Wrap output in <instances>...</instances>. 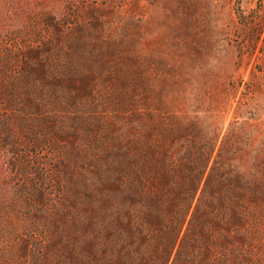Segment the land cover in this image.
Returning a JSON list of instances; mask_svg holds the SVG:
<instances>
[{"label": "trees", "instance_id": "trees-1", "mask_svg": "<svg viewBox=\"0 0 264 264\" xmlns=\"http://www.w3.org/2000/svg\"><path fill=\"white\" fill-rule=\"evenodd\" d=\"M240 1L234 10L248 33L238 51L256 58L264 47V18L259 9L244 15ZM86 49L79 38L57 31L52 41L20 55L17 75L0 92V103L37 116L20 119L29 144L53 150L69 144L55 150L62 159L51 168L65 206L55 213L65 226L58 264H243L260 239V176L240 173L227 136L195 122L149 111L137 124L124 104L109 127L90 118L100 102L88 75L76 70ZM71 114L77 116L66 117ZM7 120L0 122V135L12 145L17 134ZM253 157L264 172V157ZM77 161H85L87 170H74ZM45 200L37 192L33 202Z\"/></svg>", "mask_w": 264, "mask_h": 264}, {"label": "rangeland", "instance_id": "rangeland-1", "mask_svg": "<svg viewBox=\"0 0 264 264\" xmlns=\"http://www.w3.org/2000/svg\"><path fill=\"white\" fill-rule=\"evenodd\" d=\"M235 5L236 0H0V92L17 75L20 55L61 31L87 47L76 70L88 75L100 102L90 118L109 127L124 104L137 124L149 111L195 122L227 136L234 167L264 182L253 157H264V47L256 58L240 55L239 39L248 29ZM239 7L244 15L259 9L264 18V0H241ZM19 109L0 103V122L8 119L17 134L12 145L0 135V264H58L57 240L65 241V226L55 213L65 206L51 168L62 159L55 150L69 144L36 149L20 119L37 116ZM74 163V170H87L85 161ZM37 192L50 200L33 202ZM258 217L259 243L243 264H264V208Z\"/></svg>", "mask_w": 264, "mask_h": 264}]
</instances>
